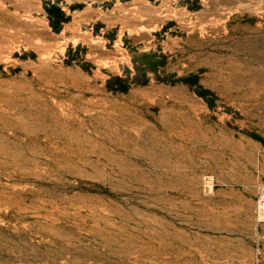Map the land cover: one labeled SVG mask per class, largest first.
Here are the masks:
<instances>
[{
  "label": "rangeland",
  "instance_id": "374dc122",
  "mask_svg": "<svg viewBox=\"0 0 264 264\" xmlns=\"http://www.w3.org/2000/svg\"><path fill=\"white\" fill-rule=\"evenodd\" d=\"M264 0H0V264H264Z\"/></svg>",
  "mask_w": 264,
  "mask_h": 264
},
{
  "label": "built area",
  "instance_id": "2783aa9c",
  "mask_svg": "<svg viewBox=\"0 0 264 264\" xmlns=\"http://www.w3.org/2000/svg\"><path fill=\"white\" fill-rule=\"evenodd\" d=\"M257 210L259 214L264 216V183L259 188V194L257 198Z\"/></svg>",
  "mask_w": 264,
  "mask_h": 264
},
{
  "label": "bare ground",
  "instance_id": "6f19581e",
  "mask_svg": "<svg viewBox=\"0 0 264 264\" xmlns=\"http://www.w3.org/2000/svg\"><path fill=\"white\" fill-rule=\"evenodd\" d=\"M261 216H263V215H261Z\"/></svg>",
  "mask_w": 264,
  "mask_h": 264
}]
</instances>
